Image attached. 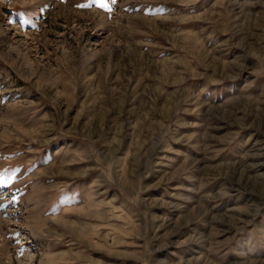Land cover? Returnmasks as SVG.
<instances>
[{
  "label": "rangeland",
  "instance_id": "1",
  "mask_svg": "<svg viewBox=\"0 0 264 264\" xmlns=\"http://www.w3.org/2000/svg\"><path fill=\"white\" fill-rule=\"evenodd\" d=\"M0 264H264V0H0Z\"/></svg>",
  "mask_w": 264,
  "mask_h": 264
},
{
  "label": "snow or ice",
  "instance_id": "2",
  "mask_svg": "<svg viewBox=\"0 0 264 264\" xmlns=\"http://www.w3.org/2000/svg\"><path fill=\"white\" fill-rule=\"evenodd\" d=\"M103 6V5H102Z\"/></svg>",
  "mask_w": 264,
  "mask_h": 264
}]
</instances>
